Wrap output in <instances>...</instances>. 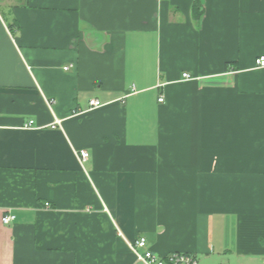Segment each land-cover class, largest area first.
Wrapping results in <instances>:
<instances>
[{"label": "crops", "instance_id": "0c3cea01", "mask_svg": "<svg viewBox=\"0 0 264 264\" xmlns=\"http://www.w3.org/2000/svg\"><path fill=\"white\" fill-rule=\"evenodd\" d=\"M259 58L264 0H0V264H264Z\"/></svg>", "mask_w": 264, "mask_h": 264}, {"label": "built area", "instance_id": "2783aa9c", "mask_svg": "<svg viewBox=\"0 0 264 264\" xmlns=\"http://www.w3.org/2000/svg\"><path fill=\"white\" fill-rule=\"evenodd\" d=\"M256 65L259 67H264V58H259L256 60ZM183 79H189L190 77L187 74H183ZM162 102V98L158 100ZM52 101H49V104ZM89 106L91 108H97L101 106V104L97 100H90ZM31 122L27 125V127L31 126ZM79 160L85 161L88 157V153L86 151H81L78 153ZM15 216L11 212H7L1 218V223L3 225H9ZM128 246L132 253L135 256V261L140 264H198L195 257L191 254L186 253H171L166 256H158L146 249V240L144 238H139L138 240L128 243Z\"/></svg>", "mask_w": 264, "mask_h": 264}, {"label": "trees", "instance_id": "16d2710c", "mask_svg": "<svg viewBox=\"0 0 264 264\" xmlns=\"http://www.w3.org/2000/svg\"><path fill=\"white\" fill-rule=\"evenodd\" d=\"M199 4H198V2L196 1L195 3H194V5H193V11H194V13H195V15L198 13V9H199Z\"/></svg>", "mask_w": 264, "mask_h": 264}]
</instances>
